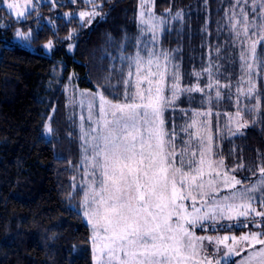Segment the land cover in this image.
Returning <instances> with one entry per match:
<instances>
[{
    "label": "snow or ice",
    "instance_id": "1",
    "mask_svg": "<svg viewBox=\"0 0 264 264\" xmlns=\"http://www.w3.org/2000/svg\"><path fill=\"white\" fill-rule=\"evenodd\" d=\"M102 3L89 0L91 10L80 11V20L91 25L103 14ZM3 4L18 19L25 17L16 0ZM32 4L24 0L25 9ZM154 9L155 0H138L133 17L137 32L125 33L127 43H120L118 57H112L121 67L104 70L95 91L77 97L73 89L69 100L68 106L80 109L78 122L75 111L70 118L78 128L80 159L68 162L74 173L67 195L75 191L80 196L79 207L91 226L92 264H221V250L225 258L247 253L235 264H264V152L257 150L249 162L238 155L229 167L217 151L225 130L230 136L243 135L264 107V85L258 86L256 79L264 73V0H234L222 10L228 46L239 58L234 93L220 79L222 46L209 45L216 58L184 73L179 57L160 40L162 31L173 30L164 26L183 21V14H172L174 5L165 9L168 16ZM31 34L16 32L24 40ZM44 47L52 49L53 42ZM197 93L201 107L179 108L189 120L177 124L170 112L179 103L194 102ZM233 96L235 111L224 114L223 127L221 114L215 113L214 131L213 101ZM52 119L48 116L44 123L45 134L53 131ZM225 220L248 231L238 236L197 234V229L222 227Z\"/></svg>",
    "mask_w": 264,
    "mask_h": 264
},
{
    "label": "trees",
    "instance_id": "2",
    "mask_svg": "<svg viewBox=\"0 0 264 264\" xmlns=\"http://www.w3.org/2000/svg\"><path fill=\"white\" fill-rule=\"evenodd\" d=\"M53 3H42L17 19L0 0V17H7L9 22L0 29V264H92L91 231L79 207L80 196L75 191L72 197L67 195L74 173L68 162L78 163L80 150L62 86L73 75L79 88L95 91L104 70L112 65L121 67L112 57H118L120 43H127L125 33L134 36L137 32L133 17L138 0H103V14L91 25L75 16L91 9L89 0ZM229 3L155 0L157 12L170 5H174V12L184 9L183 21L174 20L170 26L173 30L163 31L161 37L163 47L179 57L184 73L206 66L209 55L217 56L209 45L222 46L221 57L232 54L229 34L222 29V10ZM17 30L31 31L30 48L14 41ZM48 41L53 42L49 52L44 47ZM60 67L63 75L54 86V72ZM238 71L239 62L234 58L221 69V82L233 85L239 79ZM202 79L206 81V75ZM256 79L258 86L264 85V73ZM194 95V102L179 103L178 109L200 108L201 94ZM230 103L225 99L218 104L213 101L214 131L215 113L233 112ZM48 116L53 117L50 137L43 127ZM174 118L178 124L189 120V115L178 111ZM218 143L217 151L224 154L229 167L237 162L238 155L245 162L254 160L257 150L264 152V107L243 135L230 136L225 130ZM234 231L240 233L246 228Z\"/></svg>",
    "mask_w": 264,
    "mask_h": 264
},
{
    "label": "rangeland",
    "instance_id": "3",
    "mask_svg": "<svg viewBox=\"0 0 264 264\" xmlns=\"http://www.w3.org/2000/svg\"><path fill=\"white\" fill-rule=\"evenodd\" d=\"M54 1H55V0H33V4H32L30 7H27V8L25 9V6H24V0H16V2L19 3V4L21 5V10H25L26 13H27L29 10L35 8L36 6H38V5L42 4V3H45V2H52V3H53ZM9 2H12V0H9ZM230 2H234V0H230ZM3 5H4V4H3ZM4 7L6 8V11H7L9 14H11L13 17L17 18L16 15L12 12V10L8 9L5 5H4ZM90 10H91V9H90ZM154 10H155V9H154ZM183 10H184V9H182V14H183V12H184ZM84 11H88V10H84ZM155 11H156V10H155ZM178 11H180V10H178ZM156 13L161 14V15H165V16H168V15H169V13H166L165 10H163V11H161V12H157V11H156ZM172 14H174V11H173ZM75 16H77L78 19H79V21L82 22V21L80 20V18H79V12H78V13H75ZM23 18H24V17H21V18H19V19H23ZM17 19H18V18H17ZM173 21H174V20H173ZM173 21H172V22H173ZM82 23H84V22H82ZM8 24H9V22H8V20H7V17H0V29L6 27ZM171 25H172V23H171ZM171 25H165L164 27L167 28V27H170ZM19 31H20V30H19ZM162 33H163V31L160 33V40H161V37H162ZM29 39H30V37H29L27 40L21 39V38L17 37L16 34H15L14 41H15L16 43H18V44L24 46V47L30 48L31 46H30V44H29ZM45 49H46V48H45ZM46 51L49 52L50 49H46ZM222 57H223V58L220 59L219 62H220L221 64H223V66H225L226 64H232L234 58H237V59H238V62H239L238 52H237L236 49H233V52H232V54H231L230 57H229V55H228V56H222ZM208 58L212 60V59H215L216 56L213 57V56L209 55ZM238 74H240L239 71H238ZM62 75H63V67H60V68H58V69L55 70V72H54V79H53L54 86L60 83V78H61ZM70 76L72 77L71 81H69V77H70ZM206 79H207V76H206ZM237 81H238V80H237ZM237 81L232 85V87H231V89H230V91H231L232 93L235 92ZM68 84H70L69 90H68L67 92H65V91H64L65 85H68ZM63 85H64V86H62V90L64 91L65 96H66V100H67V112H68V113H67V116H68L69 121L71 122V125H72V127H73V132H75V137H77V136H78V128L75 127V126H73L72 119H70V118L73 116V112L75 111V113H76V119H77V122H78V117H79L80 109H79V108H76V109L74 110L71 106H68V105H69V100H70L71 96L73 95V91H72L73 89L76 90L77 97H78V93H79V92H84V91H89V90H84V89L79 88V87L76 85V83H75V79H74V76H73V75H69V76L67 77V79H66V82H64ZM223 91H225V92L227 93L229 90H228V89H225V90H223ZM212 95H213V97H214V95H215V92H214V91L212 92ZM225 100L228 101V102H231L230 105H231V104L233 105L234 102H235V96H233V98H232L231 100H228V99H225ZM178 111H179V109L177 108V110H176L175 112H178ZM234 111H235V109L233 108V112H234ZM218 113H219V112H218ZM225 113H230V112H222V115L219 116V121H220V125H221V127H223V125L227 122V116L224 115ZM85 114H86V112H85ZM170 115L174 116V112H170ZM216 119H217V117H216ZM45 122H46V121H45ZM180 123H182V122H178V124H180ZM45 135H46L47 137H50V136H51V134H45ZM76 140H77V144H78V147H79V141H78L77 138H76ZM79 150H80V147H79ZM238 177H239V176H238ZM79 179H80L79 176H77V183H79ZM253 179H255V178H253ZM258 195H259V193H257V196H258ZM81 212H82V210H81ZM84 219H85V218H84ZM241 219H243V218H241ZM85 221L87 222L86 219H85ZM230 223H231L232 227H231V228H228V225H229ZM87 224H88V223H87ZM221 225H222V227L212 229L211 231H208V232H205L203 229H197V234H198V235H216V234H219V235H225V234H235V235L238 236V235H241L243 232L248 231V229H246V231H243V232H240V233H238L237 231L235 232L234 230L243 228L241 224H239V223H237V222H235V221H233V222H229V221L225 220V221H222V222H221ZM89 228H90V231H91V226H90V225H89ZM225 230H231V231H229V232H224ZM200 232H203V233H200ZM256 247L258 248L259 246L257 245ZM222 252H223V250H221V254L217 257V258H219V259L221 260V264H235L236 261L242 259L244 256L247 255V253H241V256H240V257L230 256V257L225 258V257H223Z\"/></svg>",
    "mask_w": 264,
    "mask_h": 264
}]
</instances>
